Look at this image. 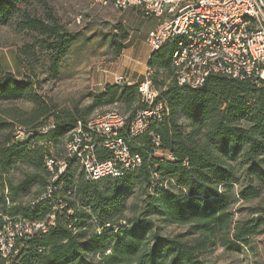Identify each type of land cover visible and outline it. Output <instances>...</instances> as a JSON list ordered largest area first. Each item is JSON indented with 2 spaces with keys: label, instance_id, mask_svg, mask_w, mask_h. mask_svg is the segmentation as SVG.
Wrapping results in <instances>:
<instances>
[{
  "label": "trees",
  "instance_id": "obj_1",
  "mask_svg": "<svg viewBox=\"0 0 264 264\" xmlns=\"http://www.w3.org/2000/svg\"><path fill=\"white\" fill-rule=\"evenodd\" d=\"M29 2L0 0V25L14 23L34 36L33 46L22 51L28 57L49 52L59 62L77 37L51 12L30 9ZM112 45L119 55L122 45L114 39ZM174 47V42L166 43L147 63L153 69L152 84L168 108V116L154 124L150 134L160 136L174 159L157 158L149 147L139 146L144 159L140 169L93 182L75 159L68 158V184L47 201L39 200L51 179L45 160L67 157L60 151L56 155L49 145L62 144L77 120L90 118L94 109L120 103L130 111L124 114L134 116L142 106L140 92L136 85L108 82L105 91L90 95L89 105L78 102L72 110L58 112L31 78L0 70V102L24 100L33 105L13 116L18 123L0 115V228L8 219L46 225L18 236L17 253L7 259L0 256V264H83L86 254L98 250L96 264H215L203 256L217 246L243 252L258 245L264 234V81L213 74L197 89L180 86ZM50 123L54 128L42 133ZM19 126L28 134L17 140ZM150 134L139 141L149 144ZM20 166L29 171L16 182L10 172ZM155 166L161 178L154 184ZM170 180L181 189L168 188ZM136 185L143 209L135 203L133 214L124 215L128 192ZM148 190L153 193L150 201L144 197ZM53 200H61L63 207L55 210ZM145 210L169 224L188 225V230L163 236Z\"/></svg>",
  "mask_w": 264,
  "mask_h": 264
},
{
  "label": "built area",
  "instance_id": "obj_2",
  "mask_svg": "<svg viewBox=\"0 0 264 264\" xmlns=\"http://www.w3.org/2000/svg\"><path fill=\"white\" fill-rule=\"evenodd\" d=\"M99 5L115 9L139 8L146 17L159 21L147 34L150 54L168 42H174L173 67L177 83L197 89L213 74L234 79L264 81V0H95ZM143 79L131 82L129 77H117V83L136 85L142 106L130 116L108 111L79 119L65 139L67 157L46 158L51 173L50 183L39 200H52L68 182V158L75 159L88 181L110 177H124L144 164L143 153L148 148L160 159H174L164 149L159 135L150 134L151 127L168 116V108L151 81L153 69L148 64ZM54 128H41L47 133ZM16 139L27 136L26 129H15ZM150 134V142L139 138ZM186 164H188L186 162ZM153 182H160L156 166ZM38 200V201H39ZM55 210L63 207L61 200H53ZM56 212L50 216L52 224ZM46 228L44 222L31 224L8 219L0 228V256L7 259L17 253L16 241L33 230Z\"/></svg>",
  "mask_w": 264,
  "mask_h": 264
},
{
  "label": "rangeland",
  "instance_id": "obj_3",
  "mask_svg": "<svg viewBox=\"0 0 264 264\" xmlns=\"http://www.w3.org/2000/svg\"><path fill=\"white\" fill-rule=\"evenodd\" d=\"M29 6L43 15L51 12L60 26L77 37L76 42L59 62L49 52L40 53L38 58H30L22 51L33 46L34 36L19 30L14 23L1 24L0 70L11 71L20 78H31L43 98L57 106L56 111L72 110L78 102L81 107L89 105L92 102L90 95L101 92L116 75H126L131 82L144 77L145 58L150 50L146 37L159 21L157 18L146 17L137 7L117 10L112 5H99L95 0H30ZM112 39L117 41V46L123 47L119 55L114 53ZM132 66L136 67V71L132 72ZM32 107V103L24 100L3 101L0 102V115L13 122V116L18 115L19 110L30 111ZM114 110L122 114L130 112L126 111L124 105L116 103L94 109L89 117ZM180 122L188 131L191 130L185 119ZM49 147L56 155L58 151L67 154L65 139L62 144H50ZM26 171H29L27 166L17 167L11 170L10 177L18 182ZM168 188L175 191L181 189L173 180L168 182ZM146 193L144 197L150 201L149 195L153 193L150 190ZM138 197L139 189L136 185L128 192L124 215L133 214L131 207L135 203L139 204V211L143 209L144 204ZM145 211L163 236L172 237L188 230V225L169 224L155 216L152 210ZM255 246L243 252L217 246L203 258L215 264H264L263 235L259 236L258 245L255 243ZM100 252L98 250L86 254L83 264H96L101 258Z\"/></svg>",
  "mask_w": 264,
  "mask_h": 264
},
{
  "label": "crops",
  "instance_id": "obj_4",
  "mask_svg": "<svg viewBox=\"0 0 264 264\" xmlns=\"http://www.w3.org/2000/svg\"><path fill=\"white\" fill-rule=\"evenodd\" d=\"M148 55L146 56V58H145V64H147L148 63V61H149V59H150V57H151V54H150V50L148 51V53H147ZM140 63V62H139ZM131 70H132V72L133 71H136V67L135 66H132V68H131ZM138 79V77L136 78V80ZM143 79V78H142ZM111 83H117V75L114 77V79L112 80V81H110ZM105 83H107V81L105 82ZM130 85V84H129ZM103 91H105V87H103L102 88V90H101V92H103ZM263 238H264V234H263Z\"/></svg>",
  "mask_w": 264,
  "mask_h": 264
}]
</instances>
